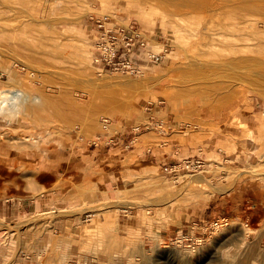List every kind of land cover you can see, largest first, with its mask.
<instances>
[{
  "label": "rangeland",
  "instance_id": "1",
  "mask_svg": "<svg viewBox=\"0 0 264 264\" xmlns=\"http://www.w3.org/2000/svg\"><path fill=\"white\" fill-rule=\"evenodd\" d=\"M204 1L208 7L158 0H0V25L15 26L0 33V64L16 63L19 80L12 85L0 70V264H264V57L235 69L247 73L236 92L201 101L182 95L178 86L189 47L179 24L210 13L215 23L226 24L225 15L237 10L249 27L261 22L264 28L263 13L251 15L239 5L247 1L264 9V0ZM107 11L149 32L163 54L138 76L105 73L140 81L163 76L147 82L141 94L90 82L89 73L100 69L92 58L89 16ZM31 23L57 34L40 53L33 51L39 34L29 32ZM74 47L87 51L94 69L80 68ZM14 90L22 95L13 98ZM44 93L67 109L69 97L76 98L89 115L68 128L45 105ZM126 125L135 126V144L122 142L126 171L118 176L125 177L114 183L117 196L109 197L104 171L84 156L128 136ZM219 164L226 170L217 171ZM189 175H203L209 183L192 182ZM155 180L165 182L166 193L154 188ZM36 189L48 192L39 197ZM165 195L174 197L151 204ZM128 201L133 205L115 206ZM69 209L76 210L73 218L64 215ZM56 213L57 223L48 226ZM37 217L41 223L24 227L19 239L16 226ZM59 235L66 258L57 251L59 242L48 240Z\"/></svg>",
  "mask_w": 264,
  "mask_h": 264
},
{
  "label": "bare ground",
  "instance_id": "2",
  "mask_svg": "<svg viewBox=\"0 0 264 264\" xmlns=\"http://www.w3.org/2000/svg\"><path fill=\"white\" fill-rule=\"evenodd\" d=\"M102 1H105V0H102ZM158 1L167 2V3H174V4H178L181 1H183L182 5L186 4V2H190L198 8H203V7L209 6V5L205 4L204 0H158ZM239 5L242 6L243 8H245L249 12V14H251V15L261 14V13L264 14V12H262L264 9L261 8L260 6L256 5V4L248 3L247 1H244V2H241ZM87 11L89 12L90 10L86 8L85 12H83V13H87ZM214 17L215 16L213 13H210L208 15H206V14L205 15L199 14L196 16L191 15V16H189L190 22L182 23V25L179 24L180 29L185 31V38L187 40H189V47H187L186 61L183 63L182 66H180V71L184 75H183V80H181V83L179 81L180 79L178 78L177 81H179V83H180L178 86H180L181 90H184L186 92V93L182 92V93H185V94L181 93L182 95L188 94L189 97L190 96H196V97H199L201 101L206 99L209 95L212 96V95H217L220 93L222 94V92H227L228 94L232 93V92H236L235 86L239 82L246 81V79H247V76H246L247 73L246 74H243L244 72L239 73L238 71H236L237 70L236 68H239V70H240L241 66L244 67V65H245L247 67V64H245V63H248L250 61H256V59H261L260 57H264V28H263V24H261V22L252 23V25L249 27L246 23L247 22L246 21L247 16L238 13L237 10L229 12L228 15L227 14L225 15V17H224L225 20L229 21L226 24L222 23V22H219V24L215 23ZM263 18H264V16H263ZM33 19H35V18H33ZM260 21H262V20H260ZM35 22H38V21L35 19ZM262 22L264 23V21H262ZM52 24L54 25V23H52ZM29 25H31V27H30L31 30L29 32L33 33V31L35 29L38 30V32L37 31L36 32L39 35H37V33L35 32V36L37 35L39 37L38 38L39 42H38L37 37H36V40L38 42L37 47H34L36 51L31 47H28V49L29 50L33 49L34 52H37V50H38L39 51L38 53H40L42 51V49H44L43 44L48 45L49 44L48 41H50V40L54 41L55 39H54L53 35H57V34H52L53 31L52 32H48V31L46 32V30H43L41 28H36V25H39V24L31 23ZM14 30H15V26H11V25L8 26L7 24H1L0 25V33H3L4 35L9 31H14ZM54 32L56 33L55 30H54ZM54 50L55 49H52L50 51H51V54L55 55L56 52L54 53ZM72 57H73V59L76 60L77 64L80 66V68H82V69L86 68L87 69L88 66L92 67L91 60L89 59L88 53L84 48L74 47ZM34 59L36 60V58H34ZM19 61L26 65V59L24 57L19 58ZM15 64L16 63H14L13 65L5 64V63L0 64V70L9 76V79H10V82L12 85H16L19 83L18 74L13 69ZM243 70H246V69L243 68ZM243 70H241V71H243ZM99 73H96V72H94V73L90 72L89 73L90 82L92 84H97V85H100L103 87H111V86L121 85V86H125L131 90H135V92L138 94H141L145 89L148 88L149 81L157 82V78L159 80L163 77V76H161V77H149L147 79H143L140 81V80H133L129 76L108 75V74H105L101 71H99ZM41 77L43 79H45V81H47L48 84L53 83V80L51 79V77L49 75H42ZM174 81H176V80H174ZM243 83H245V82H243ZM232 88H233V90H232ZM237 88H238V86H237ZM237 88H236V90H237ZM11 92H12L13 98L22 95V93H20L19 91H16V90L11 91ZM226 94L224 93V95H226ZM44 95H45V105L50 107V109L52 110V112L56 116V118L59 117V118L65 119L67 121V124L66 123L65 124L68 125V128L73 129V126L75 125V123L77 121L84 119L85 116L89 115L88 114L89 109L80 108L79 105H77L75 103L74 100L76 98L74 99L73 97H69V100H70L69 103H70L71 108L67 109L63 106L61 101L56 100V99L54 100V98L52 96H49L46 93H44ZM6 100L7 99H4L3 101H1V103H2L1 105H3V103L5 104ZM111 103H112L113 107H115L116 110H120L119 114H121L123 116L127 115V111L124 110L125 107H123L121 104H116L114 102H111ZM92 129H93V124L89 125L86 130H87V132H90V131H92ZM84 133H86V132H83V134ZM221 165L219 164V165H217L218 167L216 166L217 171H223L224 170V167H222ZM189 176L191 177L192 182H199V183L207 182V183H209L208 179L203 175H189ZM236 177H238V176H236ZM234 179H235V177H234ZM209 185H211V184H209ZM219 187H220V185H219ZM225 187L227 188V186H225ZM154 188L160 189L161 193H164V192L166 193V189H165L166 184H165V182H163L161 180H155ZM215 188L217 190L218 185H217V187H214V189ZM210 189H213V188H210ZM218 189H220V188H218ZM213 192H215V190H213ZM42 193H45V192L40 191L38 195L40 196ZM176 194H175V196H176ZM173 197H172V195L155 196V197H153L151 204L152 205L167 204L171 201V199ZM136 201L134 202L135 205H139V204L141 205L142 204L140 201L139 202H136ZM125 204H128L127 207H129V206L133 205V202H131V201L119 202V203L117 202V203H115V206H117L118 208H124V207H126V206H124ZM103 205H104V203H103ZM106 207H108V206H106ZM75 211H73L72 209H69L68 211L64 212V215L65 216L71 215V217H72L73 216L72 214L76 213ZM59 213H56V215L54 214L55 217L52 218L53 221L51 223L49 222L50 225H48V226H51V227L55 226V223H57V220H56L57 217L56 216H59L61 214V213L60 214ZM52 214H53V212H52ZM57 214H59V215H57ZM47 215H49V214H47ZM64 215H62V216H64ZM39 217H37L34 220L27 221L26 223H20L19 225L16 226L15 231L18 232V234H19L18 238L19 239L22 236L20 234H22V230L24 229V227H30V225L37 227V225H39V223H41L39 221L40 220ZM46 219H48V218H46ZM60 219H62V218H60ZM41 220H43V219H41ZM93 229L95 231L99 232L100 235L103 234L101 227L99 228V227L94 226ZM60 235L57 236L56 239L54 236H49L48 240L49 241L52 240V242L57 240V242H59V244L57 246V251L60 250L61 254L63 252V257L66 258V254H64L65 248L62 247L64 245L61 244L62 239H61ZM58 237H59V239H58ZM69 248H67V249L70 250ZM62 262H64V261H62ZM37 264H38V262H37Z\"/></svg>",
  "mask_w": 264,
  "mask_h": 264
},
{
  "label": "built area",
  "instance_id": "3",
  "mask_svg": "<svg viewBox=\"0 0 264 264\" xmlns=\"http://www.w3.org/2000/svg\"><path fill=\"white\" fill-rule=\"evenodd\" d=\"M89 18L95 28L92 58L101 72L138 76L147 62L162 61V52L154 49L155 40L143 28L108 11Z\"/></svg>",
  "mask_w": 264,
  "mask_h": 264
},
{
  "label": "crops",
  "instance_id": "4",
  "mask_svg": "<svg viewBox=\"0 0 264 264\" xmlns=\"http://www.w3.org/2000/svg\"><path fill=\"white\" fill-rule=\"evenodd\" d=\"M125 130L131 133H129L128 136L123 135V138L120 141H117V143L116 141L115 143L113 142V145L110 146V148H108L107 144H105V146H101L100 148L98 147L92 150L91 153H87V154L85 153L84 156L86 159L85 161L91 163V166L97 165V167H99L100 170L104 171L105 186H106L107 195L109 197L117 196V191L115 190L114 183L115 182L118 183L119 180H122L125 177L124 174L126 170L124 167H121L123 151H125L122 148V142L123 140H126L128 142H131L132 145L135 144V136H136L135 126L126 125ZM76 150H80V149H76ZM81 150H90V149H87V147H85L82 148ZM165 150H167V148ZM132 152H135V150H132ZM75 156H78V154ZM112 165H114L115 167H111ZM119 172H124L123 176L122 175L118 176ZM7 178L11 179L12 182H15V179H13V176L11 174ZM52 178H54V176H52ZM9 186L10 185L8 184H3L2 187L4 189H7L9 188ZM36 190H37L36 193L40 191L42 192L44 191L43 189H36ZM44 192L45 193H42L41 196H44L48 191L46 190Z\"/></svg>",
  "mask_w": 264,
  "mask_h": 264
}]
</instances>
